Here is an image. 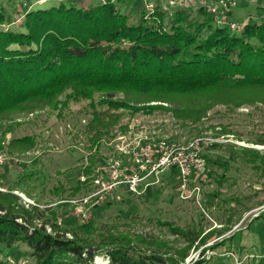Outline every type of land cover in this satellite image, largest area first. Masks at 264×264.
Listing matches in <instances>:
<instances>
[{"label": "rangeland", "instance_id": "rangeland-1", "mask_svg": "<svg viewBox=\"0 0 264 264\" xmlns=\"http://www.w3.org/2000/svg\"><path fill=\"white\" fill-rule=\"evenodd\" d=\"M99 1L14 0L1 5L15 20L8 26L14 30L22 23L25 11L57 7L60 3L86 9ZM156 5L169 14L185 9L194 15L201 6H212L215 18L221 17L224 9L229 15L233 6L231 1L226 4L223 0H133L130 7H120V11L135 18L137 13H152ZM106 95L96 92L93 99L108 98ZM112 95V100L132 105L133 101L149 98L130 88L116 89ZM228 95L230 99H243V104H217L196 124L177 121L162 110L134 114L122 109L111 111L122 116L101 139L98 149H91L81 133L90 118L88 100L55 104L54 100H63V95L54 97L53 102L26 103L5 113L0 122L4 126L0 127V156L6 159L0 164V191L12 189L23 205H35L40 210L54 208L61 227L76 229L80 224H90L99 231L126 236L138 247L155 242L172 253L188 247L185 238L173 231L198 235L183 264H264V222L254 220L264 215V145L255 144L264 139V87H248L234 91L235 96L231 97L230 92ZM170 100L185 104L183 98ZM105 108L97 106V110ZM4 129L10 131L4 135ZM24 136L32 138L33 146L11 144ZM195 140L201 148L197 162L190 166L187 197L180 192L179 173L172 167L142 180L138 195L128 192L124 183L115 185L104 202L94 205L88 220L81 221L73 214L70 200L93 193V200H97L105 195L104 188L113 181V160L121 163L117 181H123L124 169L135 167V154L141 155L146 146L154 151L158 143L165 142L171 149ZM92 155L99 161L90 167ZM87 168L89 173H82ZM81 177L85 188L72 195ZM56 187H61L57 193ZM195 187L199 188L197 193L193 192ZM24 250L0 245V259L10 264H32ZM97 258L99 264H105L102 256ZM96 259L94 264H98Z\"/></svg>", "mask_w": 264, "mask_h": 264}, {"label": "trees", "instance_id": "trees-1", "mask_svg": "<svg viewBox=\"0 0 264 264\" xmlns=\"http://www.w3.org/2000/svg\"><path fill=\"white\" fill-rule=\"evenodd\" d=\"M132 1L102 0L86 9L60 3L25 11L13 30L8 26L15 20L1 3L14 0H0V122L5 113L26 103L53 102L63 95L55 104L88 100L90 118L81 133L91 149H98L122 116L111 111L162 110L177 121L196 124L217 104H243V99H230L229 92L232 97L239 89L264 87V16L232 29L215 23L205 6L194 15L185 9L169 14L156 5L152 13L131 18L120 7H130ZM126 88L149 98L133 101L135 105L112 100L116 89ZM96 92L108 98L95 101ZM171 97L183 98L185 104L173 103ZM11 144L31 147L34 141L24 136ZM255 144L264 145V139ZM94 156L89 157L90 167L99 161ZM83 188L85 181L78 180L71 194ZM57 218L54 208L23 205L12 189L0 191V245L23 247L32 264H94L99 256L105 264H183L198 240V235L175 230L188 247L171 253L155 242L138 247L126 236L90 224L67 229ZM254 220L264 222V215ZM0 264L10 263L0 259Z\"/></svg>", "mask_w": 264, "mask_h": 264}, {"label": "built area", "instance_id": "built-area-1", "mask_svg": "<svg viewBox=\"0 0 264 264\" xmlns=\"http://www.w3.org/2000/svg\"><path fill=\"white\" fill-rule=\"evenodd\" d=\"M224 1V0H223ZM264 3V0H262ZM224 7H226L225 3L223 4ZM210 13L215 15V8H212V6L208 9ZM226 9L223 10V15L220 17L214 16L216 23L218 25H228L230 28L235 29L240 26V23H236L235 21L228 20L226 21ZM200 144L199 140H195L191 142L189 145L184 147H173L171 149H168L165 145V142L158 143V149L154 150L150 148L149 146H146L144 148L141 155L135 154L136 163L135 167L133 169H124V180H118L120 179V166L121 163L119 160L115 159L113 160V163L111 165L112 167V184H110L105 189V195L103 194V197H99L97 200H93V197L96 194H88L81 196L79 199H72L69 202L71 203V206L73 207V214L79 218L81 221L88 220L90 218V211L94 207V205L98 203L104 202L106 195L113 192V189L116 188L115 185H118L120 183H124L126 185V190L130 192L131 194H139L138 186L141 185L142 180L145 178L150 177L151 174L155 175L158 174V172L162 170H167L172 167H175L179 173L180 178V192L183 193L185 197L188 195V189H187V182H188V176L191 172V164L197 162L198 155L200 152ZM153 152V153H152ZM152 154V155H150ZM139 156L142 157V160H138ZM5 157L0 156V164L5 162ZM142 172H145L143 175L140 174ZM142 175V177H140ZM81 180L83 181L84 178L82 177ZM99 182V180H97ZM103 189V190H104ZM101 190V191H103ZM199 191L198 187L193 188V192L197 193ZM108 192V193H107ZM107 193V194H106ZM106 202V201H105ZM47 231L50 232L51 229L47 226Z\"/></svg>", "mask_w": 264, "mask_h": 264}, {"label": "crops", "instance_id": "crops-1", "mask_svg": "<svg viewBox=\"0 0 264 264\" xmlns=\"http://www.w3.org/2000/svg\"><path fill=\"white\" fill-rule=\"evenodd\" d=\"M233 4L228 20L246 23L249 19H260L264 16L262 0H230ZM82 178V177H81ZM81 181V179H79Z\"/></svg>", "mask_w": 264, "mask_h": 264}, {"label": "bare ground", "instance_id": "bare-ground-1", "mask_svg": "<svg viewBox=\"0 0 264 264\" xmlns=\"http://www.w3.org/2000/svg\"><path fill=\"white\" fill-rule=\"evenodd\" d=\"M96 263H98V264L100 263V260H99V258H97V259H96Z\"/></svg>", "mask_w": 264, "mask_h": 264}]
</instances>
